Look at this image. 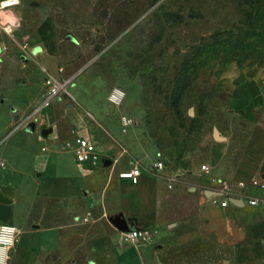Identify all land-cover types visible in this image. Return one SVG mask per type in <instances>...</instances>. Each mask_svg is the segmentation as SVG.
Segmentation results:
<instances>
[{"label":"crops","instance_id":"obj_1","mask_svg":"<svg viewBox=\"0 0 264 264\" xmlns=\"http://www.w3.org/2000/svg\"><path fill=\"white\" fill-rule=\"evenodd\" d=\"M42 40L34 36L33 54L21 61L0 59V226L16 230L4 264H70L73 220L83 223L104 211L151 235L125 246L124 233L111 235L118 264H230L249 250L264 252L258 248L264 244V188L253 185L264 184V69L225 72L230 90L215 128L222 139L214 129L200 162L174 151L162 156L136 126L124 124L128 115L113 116L98 93L77 84L86 73L70 71L54 50L36 43ZM49 77L67 81L65 93L50 99ZM77 137L95 145L97 160L78 161ZM159 159L166 169L155 172ZM137 165L138 183L120 176ZM221 181L234 185L237 204H220ZM114 184L109 198L116 211L107 206ZM189 222L192 228L183 230ZM206 234L213 240L201 241Z\"/></svg>","mask_w":264,"mask_h":264},{"label":"rangeland","instance_id":"obj_2","mask_svg":"<svg viewBox=\"0 0 264 264\" xmlns=\"http://www.w3.org/2000/svg\"><path fill=\"white\" fill-rule=\"evenodd\" d=\"M20 12L13 33L0 31V59L21 61L33 54L31 39L44 35L36 43L54 50L70 71L84 68L77 84L98 93L113 116L133 118L131 126L162 156L174 151L204 162L230 90L225 72L264 69V0H23ZM34 66L42 72L40 63ZM115 85L127 92L121 107L106 100ZM113 188L107 209L116 211ZM118 215H92L90 225L82 218L87 231L73 220L70 264H118L111 239L123 233ZM230 264H264V252L249 250Z\"/></svg>","mask_w":264,"mask_h":264},{"label":"built area","instance_id":"obj_3","mask_svg":"<svg viewBox=\"0 0 264 264\" xmlns=\"http://www.w3.org/2000/svg\"><path fill=\"white\" fill-rule=\"evenodd\" d=\"M23 0H19L18 3H13L9 8L3 9V11L10 16L15 18V23L11 20L0 17V31L8 33L5 31L6 28H11V33H13L21 24V12L20 7ZM10 33V34H11ZM9 34V33H8ZM28 43L22 45L23 49H28ZM46 84L48 86L49 98H55L59 96L66 88L67 81L59 80L53 77L46 78ZM127 97L126 90L119 86L115 85L112 87L109 93V101L112 105L116 107H121ZM123 121L125 125H132L134 119L128 116H123ZM76 157L80 162H87L91 159L97 160L96 147L89 140L77 137L76 147H75ZM166 162L163 159H159L154 165L153 170L155 172L163 171L166 169ZM201 169L205 172L209 171V165H202ZM142 174V169L139 165L134 167L129 171H123L120 173L122 178L130 179L134 183H138ZM220 188L216 193L217 199L220 198V204L222 206H227L232 202V199H238L236 197L234 185L230 182L221 181ZM240 187H244V183H238ZM253 185H261L264 188V184L254 181ZM259 199H250L252 204H257ZM214 202H217L216 200ZM87 221L89 219H86ZM124 241L126 243H135L139 240L149 241L151 239L150 233L145 229L133 228L128 231H124ZM16 230L14 227L9 225H2L0 227V250L5 252L9 246H12L15 242Z\"/></svg>","mask_w":264,"mask_h":264},{"label":"clouds","instance_id":"obj_4","mask_svg":"<svg viewBox=\"0 0 264 264\" xmlns=\"http://www.w3.org/2000/svg\"><path fill=\"white\" fill-rule=\"evenodd\" d=\"M18 2L19 0H0V17H4L5 19L11 20L13 23H15V18L5 13L3 9L9 8L13 3H18ZM0 23H2V21H0ZM5 31L10 34L11 28H6ZM0 264H4L3 259H0Z\"/></svg>","mask_w":264,"mask_h":264},{"label":"water","instance_id":"obj_5","mask_svg":"<svg viewBox=\"0 0 264 264\" xmlns=\"http://www.w3.org/2000/svg\"><path fill=\"white\" fill-rule=\"evenodd\" d=\"M69 39H73V37L72 36H69ZM97 49L99 50V47H97ZM87 67V66H86ZM84 69V68H83ZM83 69H81L80 70V72H82V70ZM214 134H215V137L217 138V139H222L221 138V136L219 135V131L217 130V129H215L214 130ZM232 202L233 203H235V204H237L238 202H237V199H232ZM116 225L121 229V230H124V231H128V230H130V229H133V228H137V227H135V225L133 224V223H128V222H125V221H123V222H120V221H116Z\"/></svg>","mask_w":264,"mask_h":264},{"label":"bare ground","instance_id":"obj_6","mask_svg":"<svg viewBox=\"0 0 264 264\" xmlns=\"http://www.w3.org/2000/svg\"><path fill=\"white\" fill-rule=\"evenodd\" d=\"M3 257V252L0 250V259Z\"/></svg>","mask_w":264,"mask_h":264}]
</instances>
